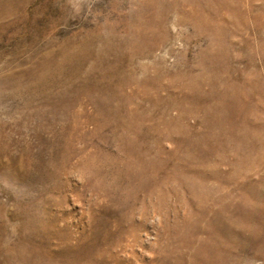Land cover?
I'll list each match as a JSON object with an SVG mask.
<instances>
[{
  "label": "rangeland",
  "instance_id": "1",
  "mask_svg": "<svg viewBox=\"0 0 264 264\" xmlns=\"http://www.w3.org/2000/svg\"><path fill=\"white\" fill-rule=\"evenodd\" d=\"M0 264H264V0H0Z\"/></svg>",
  "mask_w": 264,
  "mask_h": 264
}]
</instances>
